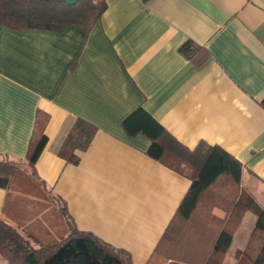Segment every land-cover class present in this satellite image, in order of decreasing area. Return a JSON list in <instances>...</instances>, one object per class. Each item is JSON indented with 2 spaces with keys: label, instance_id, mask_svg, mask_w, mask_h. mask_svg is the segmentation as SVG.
<instances>
[{
  "label": "crops",
  "instance_id": "1",
  "mask_svg": "<svg viewBox=\"0 0 264 264\" xmlns=\"http://www.w3.org/2000/svg\"><path fill=\"white\" fill-rule=\"evenodd\" d=\"M105 1L88 28L0 23V160L27 163L38 114L48 139L34 167L0 187V217L53 243L68 232L66 207L78 230L147 264L191 180L151 158L147 136H128L123 121L139 107L188 150L231 154L264 207V0ZM186 42L199 47L192 59ZM77 119L97 132L73 165L58 151ZM256 222L245 214L223 264H238Z\"/></svg>",
  "mask_w": 264,
  "mask_h": 264
},
{
  "label": "trees",
  "instance_id": "2",
  "mask_svg": "<svg viewBox=\"0 0 264 264\" xmlns=\"http://www.w3.org/2000/svg\"><path fill=\"white\" fill-rule=\"evenodd\" d=\"M106 8L105 0H81L75 5L44 0H0V23L16 30L60 31L69 25L88 28ZM198 50L192 42L181 48L191 59ZM261 106L264 108V100ZM46 121L45 115H37L24 164L27 170L34 167L47 145ZM123 128L129 137L147 136L151 141L147 154L191 180L184 200L147 264H223L247 212L255 214L257 222L246 248L237 254L238 264H264V207L241 188L243 167L237 159L218 146L203 144L194 151L188 150L142 107L125 118ZM96 132V126L77 119L58 155L78 165ZM16 170L12 162L0 160L1 188H7L11 179L18 177ZM216 208L225 213L223 219L214 214ZM62 211L68 232L53 243L25 234L0 217V255L5 264H133L129 253L92 233L78 230L66 207Z\"/></svg>",
  "mask_w": 264,
  "mask_h": 264
},
{
  "label": "rangeland",
  "instance_id": "3",
  "mask_svg": "<svg viewBox=\"0 0 264 264\" xmlns=\"http://www.w3.org/2000/svg\"><path fill=\"white\" fill-rule=\"evenodd\" d=\"M14 166H16V171H17V176L20 175L21 173L28 172L26 166L24 164H19V163H12Z\"/></svg>",
  "mask_w": 264,
  "mask_h": 264
},
{
  "label": "water",
  "instance_id": "4",
  "mask_svg": "<svg viewBox=\"0 0 264 264\" xmlns=\"http://www.w3.org/2000/svg\"><path fill=\"white\" fill-rule=\"evenodd\" d=\"M47 2H58V3H65L67 5H75L76 3H78L81 0H44Z\"/></svg>",
  "mask_w": 264,
  "mask_h": 264
}]
</instances>
